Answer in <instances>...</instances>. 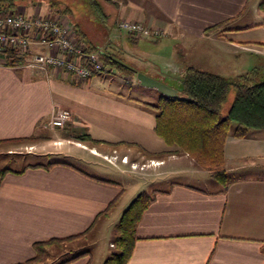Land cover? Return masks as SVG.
I'll list each match as a JSON object with an SVG mask.
<instances>
[{
  "label": "crops",
  "instance_id": "1",
  "mask_svg": "<svg viewBox=\"0 0 264 264\" xmlns=\"http://www.w3.org/2000/svg\"><path fill=\"white\" fill-rule=\"evenodd\" d=\"M32 2L24 7L28 12L37 5ZM110 3L118 11L115 26L120 20L139 21L161 30V36L195 43L213 41L234 52L257 56L232 57L236 58L232 63L223 57H211L203 71L227 80L246 78L249 84L264 81V0ZM213 27L218 28L209 32ZM116 37L120 40L122 35ZM126 57L129 60L125 62L133 67L131 55ZM206 58L200 61L203 65ZM169 59L180 73L182 86L188 60L179 63L177 57ZM98 78L95 74L84 83H75L71 77H47L26 68L0 67V143L31 141L44 131L56 108L68 110L71 120L67 130H82L101 146L125 147L123 157L133 156L137 148L139 153L165 160L157 170L151 187L153 201L139 221L137 240L127 264H264V130H251L243 138H227L223 150L227 178L224 185L187 154L169 148L155 133L156 113L132 101L157 104L161 93L147 88L151 100L126 98L112 90L96 88L101 81H93ZM173 87L177 96L183 94L182 87ZM231 104L227 97L222 116ZM68 137L50 139L69 144ZM67 146L62 145L55 154L104 173L103 164L95 156L90 154L94 158L85 160L82 153L87 148ZM50 163L29 164L40 166L26 165L9 172L0 184V264L33 258L36 243L82 238L94 231H99L100 241L106 236L109 248L113 246L116 226L130 206L121 179L96 175L67 161L44 167ZM120 165L119 175L125 177L126 165ZM93 254L89 252L69 264H92ZM97 255L104 263L109 251L106 248Z\"/></svg>",
  "mask_w": 264,
  "mask_h": 264
},
{
  "label": "rangeland",
  "instance_id": "2",
  "mask_svg": "<svg viewBox=\"0 0 264 264\" xmlns=\"http://www.w3.org/2000/svg\"><path fill=\"white\" fill-rule=\"evenodd\" d=\"M31 1L36 2L37 5L39 4L43 7V10L46 13L58 16L62 21H69L72 25H74L72 21L77 23L87 38L99 44L104 54L105 52L108 55L109 53L113 54L115 60L120 64H125L131 67V65H128L125 62L129 60L126 56L131 55L129 62L135 65H133V72L128 71L127 69L122 70L121 68L114 66L115 68L112 73L109 71L111 65H106V72L99 73L98 77L100 78L93 81V83H95L96 80L101 81L99 82L100 84L96 85V88L102 90L105 89L107 91L112 90L116 94L118 93L124 95L126 98L131 97L134 99L151 100L149 99L151 96L150 93L146 92L147 87L140 84L136 77V72L145 74L149 77L152 76L150 74H154L155 77L152 78L162 83L165 82L164 84L170 87H182L180 82V73H177L174 67H172L174 64L169 61L170 57H173V59L174 57H177L179 63H185L186 60H188V64L185 68L195 67L202 71L207 70V66L209 65L206 64L212 60L211 57H220V59L223 57L227 63L236 60V58L232 57H257L243 51L237 50V52H234V50H231L232 48L227 46L225 47V45H221L213 41L195 43L186 39L180 40L179 38L167 35L141 37L134 42L129 39L126 32L120 31L114 26V21L118 16V11L117 8L110 3L111 0H96L101 5L105 15L107 16V21H104V23L100 20L99 15L90 8L86 0H19L18 2L20 4L19 6L26 7L31 4ZM62 5L71 7L72 13L70 14V17L65 16L63 18V15L57 12L55 13V11H51L50 6L63 7ZM107 27H110L111 31L108 32L106 29ZM118 34L122 35L120 40L116 37ZM202 57H207V62L204 63V65L201 63ZM189 63L193 64L190 65ZM185 71H187V69ZM168 76H173V79H170ZM228 80L232 83L239 81L237 79ZM240 83L246 84L245 81H240ZM229 90L231 92L235 91L234 95L230 92L227 96L228 100L230 99V101L233 102L236 94V88L231 86ZM221 115H223L222 112ZM83 134L84 131L75 128H68L67 130L66 127L63 129L48 127L45 128L41 134L31 139V141L19 144L7 142L4 144L0 143V170L8 169L15 171L21 170L24 166H28L29 164L67 161L74 163L80 168L96 175H102L106 178H120L122 185L126 188V197H128V202H130L129 204H131L133 200H135V198L142 193L152 194L151 187L154 184L153 182L156 181L155 177L158 174L157 170L163 167L165 160L153 159L143 153H139L137 148L133 149V156L123 157L125 154V151H123L125 147L121 149L120 147L113 148L111 146H101L99 144L95 145L89 142H84L81 138H79ZM64 135L69 136L67 139H70L71 143L66 144L61 141L52 142V139H50H57L58 137ZM32 144L33 146H31ZM62 145H69L67 147L87 148V150L83 153L81 151L82 155L84 154L83 156H86L85 160L90 162L91 158L95 156V158H93L103 164V167L101 168L104 170V173L97 171L95 167L90 165H83L73 158L55 154V152H58L63 148ZM42 149L44 150L43 152H41ZM45 152L48 154L42 155ZM81 153H79V155ZM90 154L93 156H90ZM179 154L186 153L179 151ZM165 159L167 160L168 157ZM120 164L126 165L128 174L125 177H120L119 175L121 172L120 168H122ZM179 180L182 179L180 178ZM140 181L141 184H139ZM98 234L99 231H94L80 239L62 243L60 247H50V257L47 259L48 263L58 264L68 257L86 250L87 252L89 251L95 253L93 254L94 261L92 264H103V260L99 259L97 253L103 249L105 250L106 248L109 251L108 256H111L116 252L115 243L117 232L116 230L114 231V237L111 239L113 243L112 248H109V243L107 242L108 238L105 236V238L100 241V235Z\"/></svg>",
  "mask_w": 264,
  "mask_h": 264
},
{
  "label": "trees",
  "instance_id": "3",
  "mask_svg": "<svg viewBox=\"0 0 264 264\" xmlns=\"http://www.w3.org/2000/svg\"><path fill=\"white\" fill-rule=\"evenodd\" d=\"M19 0H0V17L15 7L19 6ZM109 1V0H106ZM90 8L96 12L104 23L107 16L103 8L96 0H86ZM63 6V5H62ZM264 6V3L262 4ZM52 7L51 11L70 17L71 7ZM73 22L76 34L87 43V52L97 51L101 46L91 41L77 23ZM115 26V25H114ZM116 27V26H115ZM107 27V31L111 28ZM218 27L209 29V32ZM108 34V33H107ZM129 39L136 41L131 34ZM106 65H111L110 72L116 66L122 70H134L133 67L120 64L113 54H106ZM24 63L22 58L12 57L10 67L20 66ZM246 78H243L244 81ZM232 83L229 80L206 72L195 67H188L182 79L181 96L175 98L161 95L157 104H149L141 101L134 102L156 113L155 133L163 139L169 148L175 152L182 151L188 154L195 163L204 170L209 171L215 180L226 184L227 178L224 171V145L229 136L243 138L251 130H264V81L254 84ZM246 82V81H245ZM231 86L236 88L235 98L227 114L222 116L221 109ZM34 138V137H33ZM31 138V139H33ZM82 141L91 144H100L88 134H83ZM167 152H172L169 150ZM56 163H50L44 167L49 168ZM31 165L27 167H39ZM13 170H0V184L4 176ZM153 201V196L147 193L138 195L122 214L117 226L116 252L113 253L103 264H127L131 258L139 221ZM81 237L66 239H52L36 243L33 248V258L17 264H51L48 263L49 248L60 247L62 243L71 242ZM88 254L87 251L79 252L68 257L58 264H69L76 259Z\"/></svg>",
  "mask_w": 264,
  "mask_h": 264
},
{
  "label": "built area",
  "instance_id": "4",
  "mask_svg": "<svg viewBox=\"0 0 264 264\" xmlns=\"http://www.w3.org/2000/svg\"><path fill=\"white\" fill-rule=\"evenodd\" d=\"M117 28L134 38L163 34L139 21L120 20ZM12 57L22 58L24 63L10 67ZM105 57L101 48L88 53L87 43L76 34L72 23L46 13L40 5L31 12L18 6L0 17V67L26 68L47 77H71L75 83H84L106 72ZM70 120L68 110L56 108L45 128H65Z\"/></svg>",
  "mask_w": 264,
  "mask_h": 264
},
{
  "label": "water",
  "instance_id": "5",
  "mask_svg": "<svg viewBox=\"0 0 264 264\" xmlns=\"http://www.w3.org/2000/svg\"><path fill=\"white\" fill-rule=\"evenodd\" d=\"M136 77L140 84L147 88H153L156 89L159 93H161L163 96L175 98L177 96V91L173 87H170L152 77H149L145 74L136 72Z\"/></svg>",
  "mask_w": 264,
  "mask_h": 264
}]
</instances>
